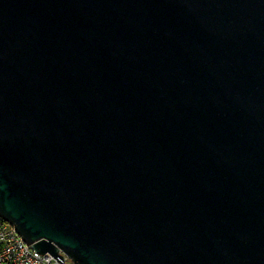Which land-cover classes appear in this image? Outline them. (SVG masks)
I'll list each match as a JSON object with an SVG mask.
<instances>
[{
  "label": "water",
  "instance_id": "1",
  "mask_svg": "<svg viewBox=\"0 0 264 264\" xmlns=\"http://www.w3.org/2000/svg\"><path fill=\"white\" fill-rule=\"evenodd\" d=\"M0 218L60 263L264 264V0H0Z\"/></svg>",
  "mask_w": 264,
  "mask_h": 264
},
{
  "label": "built area",
  "instance_id": "2",
  "mask_svg": "<svg viewBox=\"0 0 264 264\" xmlns=\"http://www.w3.org/2000/svg\"><path fill=\"white\" fill-rule=\"evenodd\" d=\"M58 254L62 255V263L50 253L38 252L14 225L0 218V264H73L63 251Z\"/></svg>",
  "mask_w": 264,
  "mask_h": 264
}]
</instances>
